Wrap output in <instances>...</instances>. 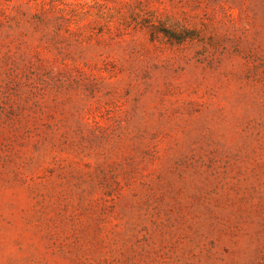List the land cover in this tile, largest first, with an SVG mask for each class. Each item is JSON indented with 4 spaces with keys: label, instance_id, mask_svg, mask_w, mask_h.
<instances>
[{
    "label": "rangeland",
    "instance_id": "rangeland-1",
    "mask_svg": "<svg viewBox=\"0 0 264 264\" xmlns=\"http://www.w3.org/2000/svg\"><path fill=\"white\" fill-rule=\"evenodd\" d=\"M0 264H264V0H0Z\"/></svg>",
    "mask_w": 264,
    "mask_h": 264
}]
</instances>
